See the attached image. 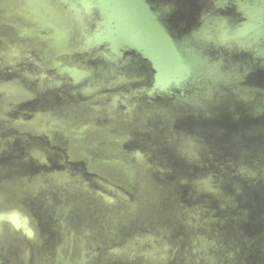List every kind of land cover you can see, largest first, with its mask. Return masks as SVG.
Listing matches in <instances>:
<instances>
[{"label":"water","instance_id":"95a60500","mask_svg":"<svg viewBox=\"0 0 264 264\" xmlns=\"http://www.w3.org/2000/svg\"><path fill=\"white\" fill-rule=\"evenodd\" d=\"M0 264H264V0H0Z\"/></svg>","mask_w":264,"mask_h":264}]
</instances>
